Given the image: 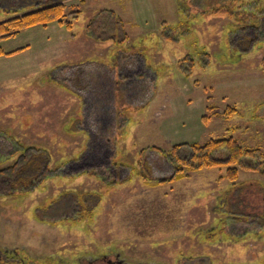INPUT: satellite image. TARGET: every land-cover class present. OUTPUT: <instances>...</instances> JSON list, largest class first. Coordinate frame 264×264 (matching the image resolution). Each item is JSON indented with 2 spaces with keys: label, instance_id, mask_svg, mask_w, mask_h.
<instances>
[{
  "label": "rangeland",
  "instance_id": "374dc122",
  "mask_svg": "<svg viewBox=\"0 0 264 264\" xmlns=\"http://www.w3.org/2000/svg\"><path fill=\"white\" fill-rule=\"evenodd\" d=\"M50 2L80 10L72 30L0 41L23 49L0 57V134L44 150L51 169L0 196L1 258L264 264V174L175 178L153 149L232 136L264 151V0H0V23ZM104 9L123 20V44L87 35Z\"/></svg>",
  "mask_w": 264,
  "mask_h": 264
},
{
  "label": "trees",
  "instance_id": "16d2710c",
  "mask_svg": "<svg viewBox=\"0 0 264 264\" xmlns=\"http://www.w3.org/2000/svg\"><path fill=\"white\" fill-rule=\"evenodd\" d=\"M31 7L34 11L0 23V41L15 37L26 29L36 26L47 27L52 23L72 30L74 22L81 15L80 10L69 9L65 2L39 3ZM86 33L96 41H111L119 45L129 38L121 17L114 11L106 9L98 12V15L87 23ZM22 50L6 53L0 47V57L10 56ZM133 85L132 90L136 92V83ZM106 108L110 110L109 106ZM226 116L229 117V113ZM153 149L167 160L175 178L183 174L185 169L195 171L225 166L228 170L224 179L231 182L238 180L239 167L264 174V151L261 148L254 150L245 148L232 136L223 139L211 138L204 143H184L173 146L169 151L157 147ZM182 150L190 151L191 156H183ZM220 154L225 155L226 158L221 159L218 157ZM49 162L50 158L44 150L34 146H24L16 139L0 134V196L18 197L29 192L39 182L51 177Z\"/></svg>",
  "mask_w": 264,
  "mask_h": 264
},
{
  "label": "flooded vegetation",
  "instance_id": "af4514ba",
  "mask_svg": "<svg viewBox=\"0 0 264 264\" xmlns=\"http://www.w3.org/2000/svg\"><path fill=\"white\" fill-rule=\"evenodd\" d=\"M5 258H8V256H5ZM5 258H1L0 256V264H4V263L9 264L7 261L5 262L4 260ZM87 261L88 262L85 264H127L126 262L120 260L119 257H115V259H113L108 256L99 257V258H96L95 260L89 259Z\"/></svg>",
  "mask_w": 264,
  "mask_h": 264
}]
</instances>
